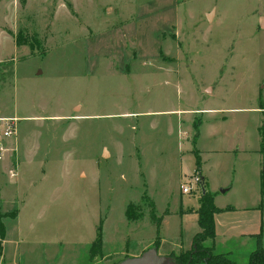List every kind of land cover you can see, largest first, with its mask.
Returning a JSON list of instances; mask_svg holds the SVG:
<instances>
[{"label":"rangeland","instance_id":"374dc122","mask_svg":"<svg viewBox=\"0 0 264 264\" xmlns=\"http://www.w3.org/2000/svg\"><path fill=\"white\" fill-rule=\"evenodd\" d=\"M9 117L0 264L138 256L156 239L150 203L162 217L158 254L195 250L188 214L200 188L180 190L199 176L194 154L218 228L234 227L201 246L234 264L257 246L247 231L264 246V0H0V120Z\"/></svg>","mask_w":264,"mask_h":264},{"label":"trees","instance_id":"16d2710c","mask_svg":"<svg viewBox=\"0 0 264 264\" xmlns=\"http://www.w3.org/2000/svg\"><path fill=\"white\" fill-rule=\"evenodd\" d=\"M23 40L24 39L22 38L21 34L18 33L14 39L16 46L21 45ZM260 108L262 109V107ZM199 125L200 123H195L193 125V129H194V133L192 137L193 144H195L196 138L198 137ZM261 128L263 131L261 132V135H260L259 151L260 153H262L264 157V128L263 127ZM194 156H195L196 169L199 170L201 166L200 159L197 155L194 154ZM200 180L202 181L204 188L206 190L203 179L200 178ZM260 194H261V197L263 198L264 197V173L260 175ZM144 198H146L145 194H144ZM198 204H199L198 208L196 209L195 212L197 216L196 224L199 230L195 232V234L192 237L193 244L196 245L195 250H191L190 252L183 251L176 255L172 252L168 253L167 256L170 257L171 264H187V263L193 264L198 258L197 256L199 255H205V258L202 260L204 264H234L230 259L227 258L226 255L222 253H218V254L213 253L211 246L207 247L208 249L206 247L201 246L204 244L206 240L214 239L215 237L214 215L219 213L221 210L215 206L214 200H213V194L208 192L207 190L205 191L204 194H201V191H200ZM150 206H151L150 218L156 224V239L152 247L156 248L157 241L159 240V230L161 226L162 217L155 216L153 203H150ZM126 216L128 218L132 217L131 204L127 206ZM261 239H262L261 234H258L257 246L253 251L250 252L248 260L244 264H264V246H261V242H260ZM101 245H102V237H101V230L99 227L97 229L95 239L93 240L90 246V249H89L90 255L93 256L94 254L99 253L101 251ZM192 249L194 248L192 247ZM0 252H1V246H0Z\"/></svg>","mask_w":264,"mask_h":264},{"label":"water","instance_id":"95a60500","mask_svg":"<svg viewBox=\"0 0 264 264\" xmlns=\"http://www.w3.org/2000/svg\"><path fill=\"white\" fill-rule=\"evenodd\" d=\"M207 17L211 18V14L208 13ZM262 172L264 173V165ZM199 188L201 194H204L206 190L202 181L199 183ZM116 264H171V259L168 256L158 254L156 248L152 247L143 251L138 256L127 257Z\"/></svg>","mask_w":264,"mask_h":264},{"label":"built area","instance_id":"2783aa9c","mask_svg":"<svg viewBox=\"0 0 264 264\" xmlns=\"http://www.w3.org/2000/svg\"><path fill=\"white\" fill-rule=\"evenodd\" d=\"M0 121H3V127L1 129V135H0V150H2L1 151V154H2L4 149L2 146L1 140L2 138H8L15 133L16 120L15 118L9 117V118H4L3 120H0ZM13 171L10 172L11 176L14 175ZM190 178L191 180L189 181L188 184L184 183L180 185L181 193H191L193 191V185L195 186V188L197 189L199 188V183L201 181L200 176L198 177L195 176V177H190Z\"/></svg>","mask_w":264,"mask_h":264},{"label":"crops","instance_id":"0c3cea01","mask_svg":"<svg viewBox=\"0 0 264 264\" xmlns=\"http://www.w3.org/2000/svg\"><path fill=\"white\" fill-rule=\"evenodd\" d=\"M261 102H262V101H261ZM260 107H262V105H260L258 109H261ZM262 109H263V108H262ZM178 111H179V110H178ZM180 112H185V113H186V110H185V111L183 110V111H180ZM188 112H189V111H188ZM181 114H182V113H181ZM189 114H190V113H189ZM185 119H187V118H185ZM181 120L183 121V119H181ZM181 120H180V122H181ZM200 124H201V123H200ZM14 149L16 150L15 147H14ZM198 150H199L200 153H202V150H201V149H198ZM198 174H199L200 178L203 179V181H204V183H205V187H206V177H205V176H202L201 168L199 169ZM207 191L213 194V200H214V204H215L216 194H214L213 192H211V191L208 190V189H207ZM198 205H199V204H198ZM198 205H197V208H198ZM215 206H216V204H215ZM216 207L219 208L218 206H216ZM188 215H191V216L194 217V219L196 220V217H197V216H196V212H194V213H192V214H188ZM188 215H186L185 217H187ZM219 215H221L220 212L214 215L215 237H214L213 240H211L212 247L214 246V241H215L220 235L226 236V234H227V233L229 234V233L232 231V229L234 228V227H232V225H231L232 220H230L227 226H225L223 229H219V228H218V218H217V217H219ZM236 226H237V225H236ZM221 227H222V226H221ZM240 232H243V231H240ZM241 234H243V233H241ZM258 234H260V233L257 232V231H256V232H252V233H250V232L247 231V233H244V235H249V236L255 237L256 239L258 238ZM212 247H211V248H212ZM212 250H213V248H212Z\"/></svg>","mask_w":264,"mask_h":264}]
</instances>
